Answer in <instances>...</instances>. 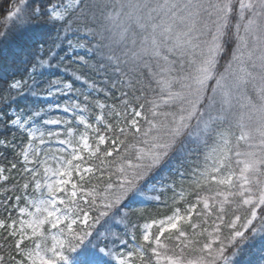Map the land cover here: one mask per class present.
Wrapping results in <instances>:
<instances>
[{
	"label": "snow or ice",
	"instance_id": "obj_1",
	"mask_svg": "<svg viewBox=\"0 0 264 264\" xmlns=\"http://www.w3.org/2000/svg\"><path fill=\"white\" fill-rule=\"evenodd\" d=\"M0 9V264H264V0Z\"/></svg>",
	"mask_w": 264,
	"mask_h": 264
},
{
	"label": "trees",
	"instance_id": "obj_2",
	"mask_svg": "<svg viewBox=\"0 0 264 264\" xmlns=\"http://www.w3.org/2000/svg\"><path fill=\"white\" fill-rule=\"evenodd\" d=\"M7 9H0V22L4 20V12ZM94 77H96L98 80L103 77V73H100L99 76H97L95 73L92 74ZM169 196L171 195L170 193L168 194ZM150 213L153 215L159 214V215H167L170 214L171 209L170 208H164V207H159L157 211H153L151 208L149 209Z\"/></svg>",
	"mask_w": 264,
	"mask_h": 264
}]
</instances>
